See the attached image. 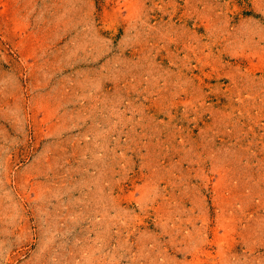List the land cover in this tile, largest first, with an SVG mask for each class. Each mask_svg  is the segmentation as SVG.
Listing matches in <instances>:
<instances>
[{
	"label": "rangeland",
	"instance_id": "1",
	"mask_svg": "<svg viewBox=\"0 0 264 264\" xmlns=\"http://www.w3.org/2000/svg\"><path fill=\"white\" fill-rule=\"evenodd\" d=\"M0 264H264V0H0Z\"/></svg>",
	"mask_w": 264,
	"mask_h": 264
}]
</instances>
